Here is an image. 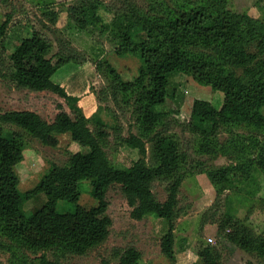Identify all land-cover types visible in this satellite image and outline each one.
Segmentation results:
<instances>
[{
  "label": "trees",
  "instance_id": "obj_1",
  "mask_svg": "<svg viewBox=\"0 0 264 264\" xmlns=\"http://www.w3.org/2000/svg\"><path fill=\"white\" fill-rule=\"evenodd\" d=\"M97 8L94 3L72 7L70 15L84 27L91 12L90 22L111 31L118 41L117 57L135 55L142 62L131 81H123L108 62L96 67L108 81L103 94L116 103L120 94L132 102L137 132L117 135V139L136 149L139 157L128 167H117L109 161L104 145L110 134L99 115L100 107L92 116H86L77 105L79 97L68 94L52 80L72 57L59 54L53 61L49 57L51 43L38 31L21 38L10 55L12 81L21 89L57 94L69 105L73 116L62 108L51 122L30 110L0 112V232L12 242L7 247L15 257L21 247L33 254L44 252L35 259L16 257L17 264H62L60 256L81 255L104 242L112 225L106 192L113 184L121 186L132 219L151 215L166 221L160 250L170 264H175L174 222L187 159L178 141L159 127L164 122L160 107L169 95L173 73H185L197 83L223 92L219 108L207 100L192 102L186 127L200 136L198 151L215 150L211 137L217 139L220 132H226L228 149L219 146V150L233 153L240 162L238 168L254 166L264 175V20L232 10L228 0H147L142 4L123 0L113 9V19L108 23L96 15ZM8 22L0 24V40ZM63 134L83 150L70 152L66 164L53 165L30 193L22 194L14 167L23 159L26 138L56 147L57 136ZM147 142L156 166L146 164ZM235 173V168H220L208 175L220 190ZM158 180L166 182L162 202L153 192ZM84 181L97 201L89 209L78 203ZM37 193L44 194V204L25 213L24 201ZM220 197L217 191L216 199ZM59 201L66 208L58 210ZM217 207L218 202L203 213V225H216L218 233L241 249L264 256V227L255 232L244 220L218 215ZM260 207L264 209V200ZM0 248L6 246L0 243ZM114 254L116 264H136L141 257L133 246L117 249ZM195 258L190 264H221V253L210 245L198 248Z\"/></svg>",
  "mask_w": 264,
  "mask_h": 264
},
{
  "label": "rangeland",
  "instance_id": "obj_2",
  "mask_svg": "<svg viewBox=\"0 0 264 264\" xmlns=\"http://www.w3.org/2000/svg\"><path fill=\"white\" fill-rule=\"evenodd\" d=\"M122 1L0 0V24L9 20L5 36L0 40V112L30 110L51 122L62 108L73 116L69 105L57 94L50 91L21 89L12 81L10 55L21 38L38 31L50 41L49 57H52L53 61L59 54L72 57L55 72L52 80L59 83L68 94L79 97L80 101L77 105L86 116H92L100 107L99 115L110 134L104 145L106 156L114 166L128 167L138 159V151L120 144L117 135L127 136L129 132H137L135 117L130 106L132 102L130 98L120 94L116 103L109 95L103 94L102 90L107 87L108 81L96 67L98 64L108 62L118 71L123 81H131L137 76L142 62L135 55L117 57L115 49L118 41L111 31L102 29L98 23L90 22L91 12L84 27L77 25L70 15V8L94 3L98 7L96 15L108 23L113 19V9L121 6ZM129 1L142 4L147 0ZM228 2L232 10L264 20V0H228ZM169 80V95L165 104L160 107L164 114V122L159 127L178 141L187 159L183 182L178 193V213L174 222L175 264L194 262L196 250L203 245H210L219 250L221 264H264V256L241 249L226 236L218 233L216 225L202 223L203 213L209 211L211 206L218 202L216 208L218 215L226 214L244 220L245 224L255 232H260L264 227V209L260 207L261 201L264 200V175L254 166L241 165L238 168L236 165L240 162L233 153L219 150V146L226 148L228 146L229 135L226 132H220L217 139L211 137L212 147H215V150L209 148L208 152H205L198 151L200 136L190 132L186 127L194 99L207 100L215 108H219L223 101V92L201 85L185 73H173ZM57 139L58 145L51 147L37 139L26 138L23 159L14 167L22 194L30 193L53 165L66 164L70 152L83 150L71 141L68 134L58 135ZM146 147L148 150L146 164L156 166L157 162L148 142ZM220 168H235L236 173L230 174V181L218 190L208 174ZM217 191L221 196L218 200ZM153 192L159 201H164L166 182L156 181ZM45 200L43 193L31 195L24 201V212L32 213L42 206ZM106 200L107 215L112 220L107 239L88 248L84 254L68 253L60 256V262L102 264L105 261L107 264H116L118 258L114 252L117 249L133 246L141 253L136 264H170L160 250V240L166 230V221L151 215L141 220L132 219L130 207L118 184L108 188ZM78 203L87 209L97 205V201L90 195L87 181L81 184ZM64 205V202L59 201L57 209L63 210ZM247 215L249 217L246 221ZM0 243L6 246L5 249L0 248V264H17L16 257L22 259L28 256L35 259L44 253L39 250L33 254L21 247L17 248L19 250L15 257L7 247L12 242L1 232ZM45 253L50 258L53 257L51 252Z\"/></svg>",
  "mask_w": 264,
  "mask_h": 264
},
{
  "label": "crops",
  "instance_id": "obj_3",
  "mask_svg": "<svg viewBox=\"0 0 264 264\" xmlns=\"http://www.w3.org/2000/svg\"><path fill=\"white\" fill-rule=\"evenodd\" d=\"M78 101H80V99Z\"/></svg>",
  "mask_w": 264,
  "mask_h": 264
}]
</instances>
